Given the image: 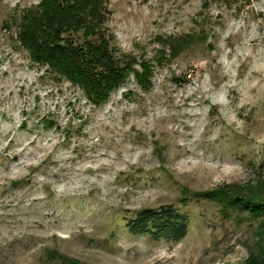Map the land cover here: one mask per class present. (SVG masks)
<instances>
[{
	"label": "rangeland",
	"instance_id": "rangeland-1",
	"mask_svg": "<svg viewBox=\"0 0 264 264\" xmlns=\"http://www.w3.org/2000/svg\"><path fill=\"white\" fill-rule=\"evenodd\" d=\"M41 1L0 0V264H250L259 220L202 194L264 180V0H106L148 74L99 106L16 39ZM167 206L181 241L129 233Z\"/></svg>",
	"mask_w": 264,
	"mask_h": 264
},
{
	"label": "trees",
	"instance_id": "trees-1",
	"mask_svg": "<svg viewBox=\"0 0 264 264\" xmlns=\"http://www.w3.org/2000/svg\"><path fill=\"white\" fill-rule=\"evenodd\" d=\"M106 0H42L34 11L21 18L16 39L32 63L46 67L82 91L95 106L108 101L110 95L134 72L140 86L145 85L147 65L142 72L133 70L134 60L116 55L111 37L106 35ZM72 35L80 36L76 42ZM170 47L171 44H169ZM227 213H247L257 218L260 243L258 253L251 252L250 264H264V180L246 186H221L202 194ZM127 229L135 236L179 242L185 238L188 219L171 206L141 210Z\"/></svg>",
	"mask_w": 264,
	"mask_h": 264
}]
</instances>
